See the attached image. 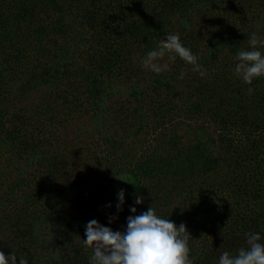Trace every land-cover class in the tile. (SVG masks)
<instances>
[{"label": "trees", "instance_id": "obj_1", "mask_svg": "<svg viewBox=\"0 0 264 264\" xmlns=\"http://www.w3.org/2000/svg\"><path fill=\"white\" fill-rule=\"evenodd\" d=\"M264 0H0V264H264Z\"/></svg>", "mask_w": 264, "mask_h": 264}, {"label": "rangeland", "instance_id": "obj_2", "mask_svg": "<svg viewBox=\"0 0 264 264\" xmlns=\"http://www.w3.org/2000/svg\"><path fill=\"white\" fill-rule=\"evenodd\" d=\"M263 175H264V168L262 169Z\"/></svg>", "mask_w": 264, "mask_h": 264}]
</instances>
